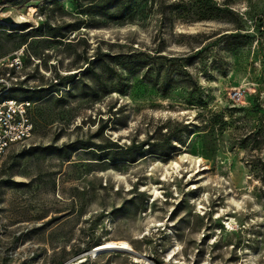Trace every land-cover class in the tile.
Listing matches in <instances>:
<instances>
[{
	"label": "rangeland",
	"instance_id": "1",
	"mask_svg": "<svg viewBox=\"0 0 264 264\" xmlns=\"http://www.w3.org/2000/svg\"><path fill=\"white\" fill-rule=\"evenodd\" d=\"M7 96L0 264H264V0H0Z\"/></svg>",
	"mask_w": 264,
	"mask_h": 264
},
{
	"label": "built area",
	"instance_id": "2",
	"mask_svg": "<svg viewBox=\"0 0 264 264\" xmlns=\"http://www.w3.org/2000/svg\"><path fill=\"white\" fill-rule=\"evenodd\" d=\"M29 109L28 100L11 96L0 100V165L11 147L23 144L32 136L34 125Z\"/></svg>",
	"mask_w": 264,
	"mask_h": 264
},
{
	"label": "bare ground",
	"instance_id": "3",
	"mask_svg": "<svg viewBox=\"0 0 264 264\" xmlns=\"http://www.w3.org/2000/svg\"><path fill=\"white\" fill-rule=\"evenodd\" d=\"M184 159V158H183ZM200 159V158H198ZM200 162V160H198ZM170 167L175 170L178 169L180 167L179 162H174L172 161L170 164ZM166 175H164V178H167V174L171 173L169 169L166 170ZM164 173V174H165ZM173 173V172H172ZM152 195H153V201H156L160 195V191L158 190V187L154 186L152 188ZM226 225L229 226V228L231 227V222L230 221H226ZM132 246L131 244L127 241V240H109L106 241L104 243H102L100 246H98L96 249L93 250V252H95L92 256L93 257H97L98 254H100L101 252H104L106 250L108 251H113V250H121V251H132ZM86 259H82L77 263H73V264H80L81 262H84ZM135 261L139 262V259L137 257H135Z\"/></svg>",
	"mask_w": 264,
	"mask_h": 264
},
{
	"label": "trees",
	"instance_id": "4",
	"mask_svg": "<svg viewBox=\"0 0 264 264\" xmlns=\"http://www.w3.org/2000/svg\"><path fill=\"white\" fill-rule=\"evenodd\" d=\"M7 97H9V96H7Z\"/></svg>",
	"mask_w": 264,
	"mask_h": 264
}]
</instances>
